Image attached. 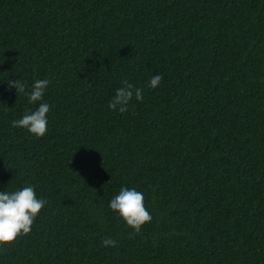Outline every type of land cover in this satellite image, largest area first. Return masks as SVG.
<instances>
[{
  "label": "trees",
  "instance_id": "trees-1",
  "mask_svg": "<svg viewBox=\"0 0 264 264\" xmlns=\"http://www.w3.org/2000/svg\"><path fill=\"white\" fill-rule=\"evenodd\" d=\"M8 79L50 81L44 136ZM26 186L47 203L0 264H264V0H0V191Z\"/></svg>",
  "mask_w": 264,
  "mask_h": 264
},
{
  "label": "clouds",
  "instance_id": "clouds-1",
  "mask_svg": "<svg viewBox=\"0 0 264 264\" xmlns=\"http://www.w3.org/2000/svg\"><path fill=\"white\" fill-rule=\"evenodd\" d=\"M162 80V75L157 74L150 78L148 87L156 88ZM50 81L48 79H35L29 91L26 92L25 84L18 80H7L9 89L15 88L16 93H26L30 104L43 100L45 89ZM122 87L115 90V94L109 101V108L123 113L127 105L135 97L137 101L143 100L142 89L128 82L121 81ZM50 105L40 102L35 110H28L18 120L12 121L13 127L25 128L31 134L42 137L47 132V114ZM44 198H37L33 186L21 187L16 191H0V244L14 241L19 235L30 233L37 214L46 205ZM108 207L117 212L126 224L134 229V234L139 233L141 227L152 220V215L146 210L144 195L134 188L121 187L119 193L110 201ZM102 246H116L113 238L102 239Z\"/></svg>",
  "mask_w": 264,
  "mask_h": 264
}]
</instances>
